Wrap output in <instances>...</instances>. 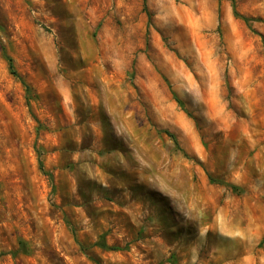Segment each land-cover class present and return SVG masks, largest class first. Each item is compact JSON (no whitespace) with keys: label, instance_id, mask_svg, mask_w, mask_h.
Returning a JSON list of instances; mask_svg holds the SVG:
<instances>
[{"label":"rangeland","instance_id":"374dc122","mask_svg":"<svg viewBox=\"0 0 264 264\" xmlns=\"http://www.w3.org/2000/svg\"><path fill=\"white\" fill-rule=\"evenodd\" d=\"M235 4L0 0V264H264V0Z\"/></svg>","mask_w":264,"mask_h":264},{"label":"trees","instance_id":"16d2710c","mask_svg":"<svg viewBox=\"0 0 264 264\" xmlns=\"http://www.w3.org/2000/svg\"><path fill=\"white\" fill-rule=\"evenodd\" d=\"M231 1H232V3H233V13H234V16H235L236 18H238V19L243 20V21L246 23L247 26H250V25H249V24H250V19L247 18V17H245V16H243L242 14L239 13V11H238L237 8H236L235 0H231ZM145 11L147 12L148 19H149V23H151V14L148 12V10H147V8H146V5H145ZM4 56H5V59L7 60L8 64H9V69H10L11 74H12L13 76H15L16 78H18V79L22 82L23 86H24L25 89H26L27 94H29V92H30V87L25 83L24 80H22V78L20 77V75H19L18 72L16 71L15 66H14V61H13V59L10 58L8 55H6L5 52H4ZM27 98H28V97H27ZM27 101H28V99H27ZM28 103H29V101H28ZM179 103H181V102L179 101ZM181 105H182V104H181ZM170 136L174 139L175 143H177V140H176L175 136H173V135H171V134H170ZM39 163H40V169H41V171H43L44 173H47V172L45 171V169H44V165H43L42 160H39ZM47 175H49V174H47ZM49 177H50V180L53 179V177H52L51 175H50ZM262 243H264V239L262 240ZM94 246L97 247V248H99V249L105 250V251H121V250H123V249L120 248V247L109 246V245L106 243L104 237H102L97 243H95ZM98 264H99V263H98Z\"/></svg>","mask_w":264,"mask_h":264}]
</instances>
